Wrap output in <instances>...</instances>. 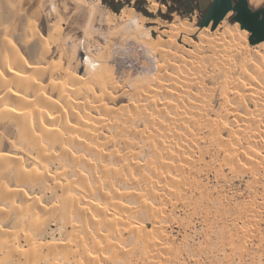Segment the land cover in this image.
<instances>
[{"label": "bare ground", "instance_id": "bare-ground-1", "mask_svg": "<svg viewBox=\"0 0 264 264\" xmlns=\"http://www.w3.org/2000/svg\"><path fill=\"white\" fill-rule=\"evenodd\" d=\"M262 1L252 0V3L258 6ZM99 3L100 0H91L93 14L95 12L101 14L102 16L99 17L107 19L106 22L114 20L101 12ZM157 7L155 3L151 8ZM119 19L125 24L123 26L127 33L125 41L133 38L131 36H136V40L140 43L153 45V42L149 43L151 31L145 28L147 19L145 16L134 10L124 9L119 14ZM228 24L226 20L219 26V28L227 26L221 32L223 38L227 39L220 37L223 40L218 39L220 43L217 45L209 40L212 44L211 46L209 43V46L213 48L210 47L215 55L211 57L213 65L217 66L214 68L217 69L215 73L219 71L225 75L218 92V99L222 105L219 117L217 115V118L213 119L208 117L210 115L206 116L209 112L206 110L210 105L208 98L195 100L192 97L195 101L189 102L190 94L194 90L200 93L204 91L203 86L196 82L195 78L202 73L201 68L180 56V58L176 57L178 66L171 65L172 55L170 54L169 57V53L165 54L166 51L160 49L157 52L165 62L163 61L162 66H157V69L161 67L159 70L161 74L164 72L163 77L167 78V85L158 86V89L151 91L147 96L138 93L132 96L141 107L127 115L128 122L135 124L145 120L150 126L151 134L159 136L156 143L160 149L157 148L159 150L157 153L153 151L159 164L157 168L145 165L148 189L144 190V193L128 190L124 194L130 197L129 199H136L138 207L142 206L146 209L145 202L150 197L151 200H158L159 203L165 200L162 192L165 185H170L175 195H178L182 184L186 181L187 169H197L198 158H201L197 157V154L207 138H210L211 143L214 142L220 150L223 165L216 169V173L221 176H225L222 167L241 172L250 170L256 176L264 166V88L253 80V75L248 74V70H252L251 74L262 77L264 83V56L255 55L251 48L246 46L247 44L244 46L237 44L238 33L235 29L237 30L238 26L233 29ZM169 26L175 34L173 41L180 38L184 44L180 45L175 41L176 52L191 56L193 53L191 54L185 47L184 42L190 39V33L193 35L192 30L181 24ZM243 35L245 38L249 34L243 32ZM103 38L106 39V36ZM95 39L88 43L90 45L87 46L88 52L86 49L87 53L83 51L86 54L76 74L66 78L65 81L56 82V66L47 60L56 47V43L52 41L49 44L39 41L31 46V51L38 59L32 64L23 58L17 49L11 47L13 49L8 51V55L6 54L5 67L0 68V123L7 122L10 127L7 135L10 134L9 143L13 149L12 153L0 157V173L12 168L15 180V189L0 190V198L4 203L0 205V221H7L10 213L15 211V230H20L11 232L0 227V264H117L118 262L168 264L159 261L160 254L169 255V253L159 243L148 238V234L135 224L131 208L129 209L121 199V195L113 193V190L112 194L105 193L104 183L109 176L112 181L114 180L113 182L122 180L137 186L140 175L136 159L127 151L124 154L121 152V148L125 145L127 147L122 138L127 139L129 132L124 125L120 127L116 125L117 116L104 104L105 98H108V88L114 91L120 89L116 81H112L108 75L111 60L113 61L116 55L108 53L111 60L101 63L98 55L102 47ZM147 48L152 49V47ZM261 49L264 50V47ZM123 52L128 51L124 49ZM123 52L121 51V55ZM196 54L199 58L198 51ZM143 55L136 51L130 52L126 57L137 65H142L148 58L145 57L144 60ZM235 57L241 60L239 70L231 65V59ZM255 58L259 64L256 67L253 64ZM199 59L200 62L203 61ZM169 70L172 74L168 73ZM237 73L238 76L234 79L233 76ZM45 81L48 82L44 84ZM53 92H56L59 100L57 105L50 100V96L55 95ZM160 93L173 101L161 105L154 100ZM163 107L171 109L177 115L180 120V125L177 127L181 128L182 135H177V131L176 133L174 131L176 122L172 126V123L167 124L159 120L156 114L158 111L161 113ZM147 108L154 112V118L146 114ZM189 108L195 109L196 112L193 113L197 117L196 120L191 117L192 111H189ZM160 113L159 115L162 114ZM70 121L75 122V126H71ZM13 130L15 135L11 136L14 134ZM159 133L164 137L162 138ZM106 134H111L112 138L109 139ZM44 143H48L52 149H46ZM55 158H67L72 163L77 180L73 182L56 180L50 174L51 163ZM107 158H112L116 167L107 170L101 162ZM24 161L34 162L30 171L24 167ZM171 167L172 171L178 172L179 179L176 180L173 176ZM64 171L67 172L66 168ZM90 173L92 177L94 176L91 183L88 177ZM40 177L44 179H39ZM43 182V186L47 189L61 192L59 197L62 199V205H53L55 209L58 207L63 209V212L56 215L61 217L56 219H60L67 227L66 239L59 245L46 240L41 242L34 240L45 225L46 219L43 218L46 212L42 198L31 195L27 188H39ZM154 188L161 193L155 192ZM96 193L101 197L102 203H97L93 199ZM18 201L20 204L17 203ZM156 211L152 212L151 209L149 212ZM158 214H152L158 218L157 221L161 220L162 215L160 212L158 217ZM150 219L154 222L153 216H150ZM158 225H154L155 232L161 238L164 233L162 226ZM249 231L247 230L248 234ZM129 237L135 240L132 245L134 248L130 247L131 250L126 247ZM138 242L141 243L140 250L137 247ZM135 254H138V261L136 260L138 263L134 262Z\"/></svg>", "mask_w": 264, "mask_h": 264}, {"label": "rangeland", "instance_id": "rangeland-1", "mask_svg": "<svg viewBox=\"0 0 264 264\" xmlns=\"http://www.w3.org/2000/svg\"><path fill=\"white\" fill-rule=\"evenodd\" d=\"M107 1L110 3L112 0ZM117 1L123 3V8L119 13L111 9L104 0H100V8L103 10L101 12H104L106 17L111 16L114 19L106 22V17V20H104L102 19L104 17H99L102 16L101 14L97 12L93 14L91 0H0V68L5 67L7 53L13 48L17 49L18 53L31 64L36 63L38 59L31 51V46L39 41L45 44H49L52 41L56 43V45L55 43L53 44L56 47L53 48L47 60L56 66V82L65 81L66 78H71L76 74L79 64L84 60V55L89 50V42L96 38L102 47V51H99L98 55L101 63L111 60L108 53H113V56L116 55L113 58L114 60H111L108 75L112 81H116L115 83L118 84L120 89L114 91L108 88V98H105L104 104L108 110H111L117 116L116 125L118 127L124 125L129 132L127 139L125 137L122 138L125 140L127 147L125 145L121 148V152L124 154L127 151L136 159L140 175L137 186H132L122 180H116L115 183L109 176L107 182L104 183L105 193L112 194L113 190V193L121 195V199L125 201L129 209L131 208L130 211L133 212L131 214L134 215L135 224L148 234V238H152V241L159 243L169 253V255L160 254L159 262L161 263L264 264V166L260 168L256 176L250 170H245L246 172L232 171L228 167H222L225 176L217 174L216 169L223 165V160L220 150L214 142L211 143L210 138H207V141L202 144V151L200 149L197 154V157H201L198 158L197 169H187L186 181L182 184L181 192L178 195H175L170 185H165L162 189L165 200H161V203H159L158 200H151L152 198L150 197L145 202L146 209L140 205L142 209L138 207L136 199H129L130 197L124 195L128 190L135 191L134 193H144V190L148 189L145 179L147 173L145 165H152L154 169L159 165L154 154V152L157 153L160 150L156 143L159 136L151 134L150 126L145 120L130 124L127 119V115L134 110H139L141 107L138 102L134 101L133 94L138 93L147 96L151 91L158 89V86L167 85L168 80L163 77L164 72L161 74V70H159L161 67L157 69V66H162L165 62L157 51L159 49L160 51H166L164 53H169V57L171 54V65L175 64L174 66H178L176 59L185 57L184 59L201 68L203 74L201 73L200 76H195V78L197 79L196 82L203 86L204 91L200 93L194 90L190 94L189 102L204 100V97L208 98L210 105L206 111L211 113L206 112V116L210 115L208 117L216 119L219 114L221 115L222 105L220 99H218V92L222 87L225 75H222L219 71L215 73L217 69L214 68H217V66L213 65L211 60L215 56L211 46L213 43L217 45L223 39H227L221 35V32L227 26L219 28L220 24L227 20L228 26L231 28L234 29L237 25L238 29H235L238 33L237 44H243V46L247 44L246 46L260 57L264 56V50L261 49V47H264V41L257 44L252 43V33L241 28L240 23L235 21L236 13L233 11L216 28H214L213 22L207 27H201L202 19L206 12L201 10L197 1H192L191 5L186 3V0H177V2L175 0ZM249 2V6L253 11L264 10V0L258 6L253 4L252 0H249ZM155 3L158 7L151 8ZM137 7L146 9L152 16H145ZM124 9L134 10L148 19L145 20V28L151 31L149 43L153 42V45L152 43L150 44L151 46L140 43L136 40V36H131L133 38L125 41L127 36L123 27L125 24L119 19V14ZM170 9L173 10L171 11ZM22 17L25 19L22 20ZM171 24H181L192 30L193 35L190 33V39L184 42L186 44L185 47L190 50L191 54L193 53L191 56H184L181 52H176L177 44H184H182L180 38L175 40L177 44L173 41L175 34L172 32L171 26H169ZM243 32H247L249 34L248 37L243 38ZM100 35L106 36L107 40L103 36L101 38ZM218 39L221 40L218 41ZM209 40L213 41L212 44ZM238 41L240 42L238 43ZM209 43L211 46H209ZM147 47H152L153 50ZM124 49L129 53L136 51L143 53L144 60L148 57L145 60L146 63L137 65L134 61L127 59L126 56L129 53H124ZM121 51L123 55H121ZM197 51L200 55L199 58L203 61L205 60L204 62L202 60L200 62V59L197 58ZM212 55L214 56L212 57ZM149 56L152 58L150 59ZM231 60V65L233 64L232 66L239 70L241 66L240 58L235 57ZM253 64L255 67L259 65L256 58ZM248 72L249 75H253V80L264 88L263 78L251 74L253 73L252 70H248ZM168 73L172 74V71L169 70ZM237 76L238 73L233 78L235 79ZM47 82L45 81L44 84ZM53 94L55 95L50 96V100L57 105L59 103L58 97L56 92H53ZM202 94L204 95L202 96ZM154 100L161 105L166 104L168 101H173L162 93L157 95ZM189 111H192V113L190 112L191 117L196 120L197 117L193 113L195 109L189 108ZM159 113L160 111L156 115L161 122L172 123V126L176 122L175 133L177 131V135L183 134L181 128L177 127L180 125V120L171 109L163 107L161 109L162 114L160 113L161 115H159ZM146 114L154 118V112L151 109L147 108ZM70 125L75 126V122L70 121ZM8 127L7 122L0 123V157L3 154L13 152L9 143L10 134L7 135V130L10 128ZM14 135L15 131L11 136ZM106 135L109 139L112 138L111 134ZM159 135L163 136L162 133H159ZM176 141L175 143H177ZM43 145L48 150L52 149L48 143ZM101 162L107 170L116 167L112 158L104 159ZM33 164L34 162L24 161L23 165L26 170L30 171L33 168ZM51 165L52 171L50 174L56 180L60 182L77 180L72 163L67 158H55ZM171 166L174 167V164L171 163ZM249 167L251 168V165ZM65 168L67 172L64 171ZM172 174L176 180L179 179L178 172L172 171ZM88 177L91 183L94 176L92 177L90 173ZM42 178L40 177L39 179ZM44 182L39 188H27L31 195L42 198V205L46 212L43 218L46 219V221L44 220L45 225L40 235L34 237V240L35 242L46 240L59 245L66 239L67 232L66 224L60 219H56L61 217L56 215L63 212V209L59 207L55 209L53 207L54 204L62 205V199L59 197L61 192L47 189L43 186ZM2 188L15 189L14 170L12 168L7 172L0 173V190ZM154 191L161 193L156 188H154ZM93 199L97 203H102L98 193ZM162 201H164L163 204ZM2 203L3 201L0 198V205ZM17 203L20 204L19 201ZM151 209L152 212L157 210L155 212L156 215L158 211L159 214L161 212V216L158 214L161 220L157 221L158 218L152 215L155 213H150ZM150 216H153L154 222H157H152L153 220L150 219ZM155 224L162 226L164 234L161 238L155 232ZM0 227L11 232L20 231L15 230V211L10 213L7 221H0ZM247 230H250L249 232L252 234H248ZM147 234L143 235L145 239ZM134 243V238L129 237L126 242L127 249H133L132 245ZM138 243L137 247L140 250L141 243ZM137 255L134 262L138 261ZM117 264L120 263L118 262Z\"/></svg>", "mask_w": 264, "mask_h": 264}, {"label": "water", "instance_id": "water-1", "mask_svg": "<svg viewBox=\"0 0 264 264\" xmlns=\"http://www.w3.org/2000/svg\"><path fill=\"white\" fill-rule=\"evenodd\" d=\"M197 1L201 10H206L213 0H188ZM236 13L235 21L240 23L242 29L252 33L251 42L254 44L264 41V10L253 11L248 0H215L203 19L201 27H207L213 22L216 28L231 12Z\"/></svg>", "mask_w": 264, "mask_h": 264}, {"label": "trees", "instance_id": "trees-1", "mask_svg": "<svg viewBox=\"0 0 264 264\" xmlns=\"http://www.w3.org/2000/svg\"><path fill=\"white\" fill-rule=\"evenodd\" d=\"M108 5H109V7L111 8V9H113L115 12H117V13H119L121 10H122V8H123V3L121 2V1H117V0H112V1H110V3H108V1L107 0H104ZM187 1V2H186ZM185 2L186 3H188L189 5H191V3H192V1H188V0H186ZM175 2H177V0H175ZM215 2V0H213L212 2H211V4L209 5V7L206 9V10H204L205 12H206V14H205V16L203 17V19L206 17V15H207V13H208V11H209V9L211 8V6L213 5V3ZM200 6V5H199ZM137 9L139 10V11H141L145 16H152L146 9H141L140 7H137ZM171 11L173 10V9H170ZM203 11V10H202ZM203 19H202V22H203ZM202 25V24H201Z\"/></svg>", "mask_w": 264, "mask_h": 264}, {"label": "flooded vegetation", "instance_id": "flooded-vegetation-1", "mask_svg": "<svg viewBox=\"0 0 264 264\" xmlns=\"http://www.w3.org/2000/svg\"><path fill=\"white\" fill-rule=\"evenodd\" d=\"M238 0H232V3L235 4Z\"/></svg>", "mask_w": 264, "mask_h": 264}]
</instances>
